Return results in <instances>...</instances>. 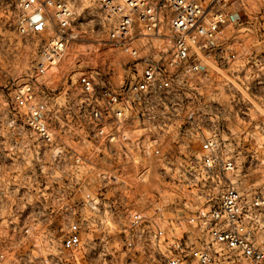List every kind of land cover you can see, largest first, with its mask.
<instances>
[{"label":"built area","instance_id":"obj_1","mask_svg":"<svg viewBox=\"0 0 264 264\" xmlns=\"http://www.w3.org/2000/svg\"><path fill=\"white\" fill-rule=\"evenodd\" d=\"M246 1L97 0L109 21L112 45L133 59V75L113 86L82 73L73 83L77 98H67L64 117L62 107L48 106V96L36 84L66 56L74 39L75 12L69 0H17L21 33L51 34L40 44L39 61L27 80L11 87L10 127L27 139L20 145L35 166L34 187L28 190L32 203L24 210L33 211L34 223L29 212L20 226L27 236L36 227L33 264H69L94 241L87 235L106 222L120 229L127 250L144 251L153 259L164 255L166 264H212L217 249L229 252L233 261L264 264V192L246 198L228 184L216 203L189 218L207 234L195 240H170L158 218L148 216L138 203L122 200L135 194L136 183L149 179L156 164L164 171L177 166L176 180L185 178L186 168L199 176L201 164L208 171L235 169L220 138L202 137L199 99L189 93V80L206 72V60L219 47L223 28L241 19L229 3ZM165 22L170 45L147 48L138 43L166 36ZM7 88L0 69V90ZM187 133L202 138L200 153L183 139ZM55 212L66 213L57 237L46 221ZM13 242H23L14 226L0 237V264L18 260ZM41 249L47 254L40 255Z\"/></svg>","mask_w":264,"mask_h":264},{"label":"rangeland","instance_id":"obj_2","mask_svg":"<svg viewBox=\"0 0 264 264\" xmlns=\"http://www.w3.org/2000/svg\"><path fill=\"white\" fill-rule=\"evenodd\" d=\"M69 1L75 12L71 31L74 39L63 60L39 77L36 84V90L48 96L50 108L63 109L68 97L77 98L73 83L84 72L93 74L99 84L113 86L122 85L133 75L129 68L133 59L112 45L109 21L97 0ZM16 3L17 0H0V69L9 83V88L0 90V231L5 233L14 226L23 238L22 243L11 244L18 260L10 258L7 263L33 264L38 254L34 244L36 227L33 225L32 234L27 236L20 226L29 212V221L34 223L33 211L24 210L32 203L28 190L34 187L31 174L35 173V166L20 145L27 139L10 127V111L14 106L11 87L27 80L39 61L40 44L51 34L21 33ZM229 10L239 11L241 19L223 28L219 47L206 60V72L190 78L189 93L199 99L202 137L212 134L220 138L224 151L235 161V169L208 171L201 164L199 176L190 174L186 168L185 178L176 180V172H180L177 166L164 171L162 165L156 164L149 179L136 183L135 194L122 198L125 202L138 203L148 216L158 218L170 240L183 236L192 240L207 238L206 232L188 220L201 208L216 203L228 184L236 186L246 198L255 192H264V0L229 3ZM162 32L166 36L142 38L138 43L147 44V48L170 45L166 22ZM62 111L67 117V112ZM183 139L190 142L192 151L200 153L202 138L187 133ZM141 191L149 195L138 196ZM65 219L64 212L47 214L46 221L51 227L48 230L57 237ZM108 224L87 235L94 241L76 252L69 264L167 263L164 255L153 259L144 251L127 250L121 242L120 229ZM260 238L264 239V227ZM162 252L168 254L167 247ZM39 254L44 256L47 252L41 249ZM215 255L212 264H248L231 260L227 251L217 249Z\"/></svg>","mask_w":264,"mask_h":264}]
</instances>
